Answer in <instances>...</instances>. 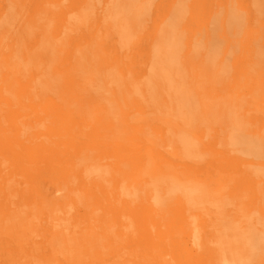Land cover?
<instances>
[{
  "label": "bare ground",
  "instance_id": "bare-ground-1",
  "mask_svg": "<svg viewBox=\"0 0 264 264\" xmlns=\"http://www.w3.org/2000/svg\"><path fill=\"white\" fill-rule=\"evenodd\" d=\"M0 264H264V0H0Z\"/></svg>",
  "mask_w": 264,
  "mask_h": 264
}]
</instances>
